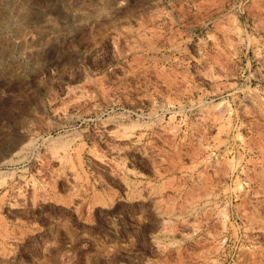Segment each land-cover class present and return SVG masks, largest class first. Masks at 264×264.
I'll use <instances>...</instances> for the list:
<instances>
[{
	"label": "rangeland",
	"instance_id": "1",
	"mask_svg": "<svg viewBox=\"0 0 264 264\" xmlns=\"http://www.w3.org/2000/svg\"><path fill=\"white\" fill-rule=\"evenodd\" d=\"M0 264H264V0H0Z\"/></svg>",
	"mask_w": 264,
	"mask_h": 264
}]
</instances>
